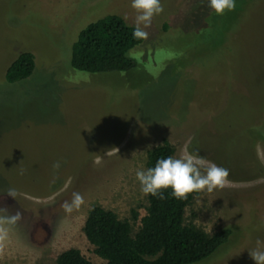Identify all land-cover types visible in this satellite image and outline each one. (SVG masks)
Here are the masks:
<instances>
[{
    "label": "rangeland",
    "instance_id": "374dc122",
    "mask_svg": "<svg viewBox=\"0 0 264 264\" xmlns=\"http://www.w3.org/2000/svg\"><path fill=\"white\" fill-rule=\"evenodd\" d=\"M160 2L148 38L126 53L131 69L88 73L69 63L77 33L107 14L135 26L132 0H0V208L23 214L0 264H55L69 247L105 264L81 231L87 210H111L135 231L147 205L136 172L162 139L173 157L187 148L230 171L229 187L195 192L185 207V224L231 229L188 264H256L250 252L264 251V0H235L223 15L208 0ZM23 51L31 74L6 83ZM73 192L85 203L66 214Z\"/></svg>",
    "mask_w": 264,
    "mask_h": 264
},
{
    "label": "trees",
    "instance_id": "16d2710c",
    "mask_svg": "<svg viewBox=\"0 0 264 264\" xmlns=\"http://www.w3.org/2000/svg\"><path fill=\"white\" fill-rule=\"evenodd\" d=\"M135 26L127 24L119 15L107 14L86 24L71 44L70 66L88 73L125 71L134 66V60L127 51L142 39L133 37ZM34 67L33 55L20 52L6 66L4 80L15 83L26 79ZM264 139V123L261 124ZM173 155V147L166 139L146 152V169L155 166L161 158ZM263 170L259 169L258 175ZM164 199L146 195L145 212L138 218V226L132 231L126 219L99 205H92L86 213L81 231L92 246L93 252L105 264H188L197 262L221 243L230 234L229 227H223L211 234L192 224L184 223V210L195 192L187 199L172 196V189L162 190ZM131 218L137 219L135 211ZM55 264H92L77 248L62 250Z\"/></svg>",
    "mask_w": 264,
    "mask_h": 264
},
{
    "label": "clouds",
    "instance_id": "9594fccd",
    "mask_svg": "<svg viewBox=\"0 0 264 264\" xmlns=\"http://www.w3.org/2000/svg\"><path fill=\"white\" fill-rule=\"evenodd\" d=\"M208 6L216 14L223 15L225 11H233L236 8L235 0H208ZM131 7L138 15L135 18L133 37L146 40L149 33L144 29L151 26L152 18L163 12V5L160 0H132ZM143 25V27H142ZM66 163V161L64 162ZM99 163V160L96 161ZM62 166L61 161H55L52 165V183L58 178L56 173ZM23 171V170H22ZM230 171L225 167L218 166L214 162L207 161L199 153L189 152L187 148L179 157L168 156L159 159L155 166L147 170H137L136 178L141 185L143 194L158 196L164 199L162 190L171 188L172 196L176 199L185 200L193 192L208 193L215 189L229 187ZM7 195L16 198V190L9 188ZM85 203L84 197L78 192L72 193L70 201L65 200L61 208L66 214L78 211ZM0 253H3L6 241L9 238V227L18 224L23 219V214L16 211L14 214H7L6 208H0ZM251 258L256 264H264V251L254 250L250 252Z\"/></svg>",
    "mask_w": 264,
    "mask_h": 264
}]
</instances>
